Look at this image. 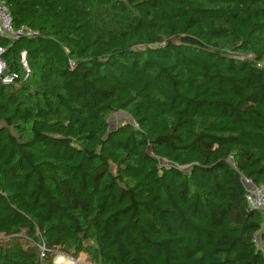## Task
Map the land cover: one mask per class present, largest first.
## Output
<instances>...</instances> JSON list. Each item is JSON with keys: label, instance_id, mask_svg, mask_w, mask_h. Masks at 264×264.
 <instances>
[{"label": "trees", "instance_id": "16d2710c", "mask_svg": "<svg viewBox=\"0 0 264 264\" xmlns=\"http://www.w3.org/2000/svg\"><path fill=\"white\" fill-rule=\"evenodd\" d=\"M1 1L0 264H264V0Z\"/></svg>", "mask_w": 264, "mask_h": 264}, {"label": "built area", "instance_id": "2783aa9c", "mask_svg": "<svg viewBox=\"0 0 264 264\" xmlns=\"http://www.w3.org/2000/svg\"><path fill=\"white\" fill-rule=\"evenodd\" d=\"M37 32L26 27L20 26L16 28L13 25L12 17L7 9V6L0 0V38L9 41H19L21 39L32 38L37 36ZM5 53L4 47L0 46V84L10 86L17 81H26L30 75V69L25 60V53L20 56L21 74L18 72H11L8 70L7 63L3 58ZM69 66L72 67L73 63L70 61ZM243 184L246 187L247 193L245 201L251 210L263 211L264 210V189L253 186L252 182L242 178ZM260 249L264 250V245H259ZM71 264H79L75 260L69 258Z\"/></svg>", "mask_w": 264, "mask_h": 264}, {"label": "rangeland", "instance_id": "374dc122", "mask_svg": "<svg viewBox=\"0 0 264 264\" xmlns=\"http://www.w3.org/2000/svg\"><path fill=\"white\" fill-rule=\"evenodd\" d=\"M110 127L112 129H114L116 127V125H120V124H125V123H129L130 119L125 115V114H116L114 116L111 117L110 119ZM163 164H165L164 162H161ZM264 214V210L261 211ZM57 257V256H56ZM63 257V256H60ZM65 259H69L67 257H64ZM55 259V258H54ZM54 261V260H53ZM75 261L79 264H94L91 259L84 254L79 255V257L77 259H75ZM60 261L57 260L56 264H59Z\"/></svg>", "mask_w": 264, "mask_h": 264}, {"label": "crops", "instance_id": "0c3cea01", "mask_svg": "<svg viewBox=\"0 0 264 264\" xmlns=\"http://www.w3.org/2000/svg\"><path fill=\"white\" fill-rule=\"evenodd\" d=\"M57 260L60 261L59 264H70L69 259H65L64 257H60V256L55 257V259H54V261H53V264H56V261H57Z\"/></svg>", "mask_w": 264, "mask_h": 264}, {"label": "bare ground", "instance_id": "6f19581e", "mask_svg": "<svg viewBox=\"0 0 264 264\" xmlns=\"http://www.w3.org/2000/svg\"><path fill=\"white\" fill-rule=\"evenodd\" d=\"M70 264H71V262H70Z\"/></svg>", "mask_w": 264, "mask_h": 264}]
</instances>
